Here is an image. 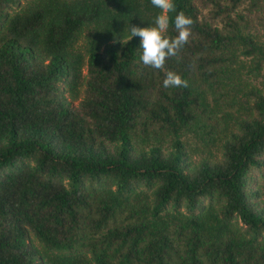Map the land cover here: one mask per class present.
<instances>
[{
  "label": "trees",
  "instance_id": "1",
  "mask_svg": "<svg viewBox=\"0 0 264 264\" xmlns=\"http://www.w3.org/2000/svg\"><path fill=\"white\" fill-rule=\"evenodd\" d=\"M261 2L0 0V264H264Z\"/></svg>",
  "mask_w": 264,
  "mask_h": 264
},
{
  "label": "clouds",
  "instance_id": "2",
  "mask_svg": "<svg viewBox=\"0 0 264 264\" xmlns=\"http://www.w3.org/2000/svg\"><path fill=\"white\" fill-rule=\"evenodd\" d=\"M151 4L162 13L174 11L173 0H151ZM155 27H131L130 38H140V48L142 54L140 60L145 66L153 69L164 67L169 57L175 56L177 52L188 42L191 34L192 20L183 13H179L174 18V28L177 35L174 38H167L164 33L169 27V19L166 14H161L155 19ZM165 88L186 87L185 81L181 77L169 71L163 81Z\"/></svg>",
  "mask_w": 264,
  "mask_h": 264
},
{
  "label": "rangeland",
  "instance_id": "3",
  "mask_svg": "<svg viewBox=\"0 0 264 264\" xmlns=\"http://www.w3.org/2000/svg\"><path fill=\"white\" fill-rule=\"evenodd\" d=\"M262 2L258 6V12L252 15L253 26L256 27L257 32L261 35V39L264 42V6L261 5Z\"/></svg>",
  "mask_w": 264,
  "mask_h": 264
}]
</instances>
